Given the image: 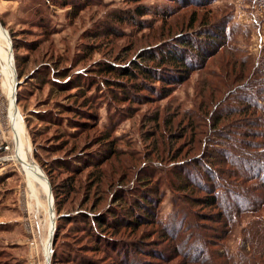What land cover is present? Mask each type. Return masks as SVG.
Segmentation results:
<instances>
[{
  "label": "rangeland",
  "instance_id": "obj_1",
  "mask_svg": "<svg viewBox=\"0 0 264 264\" xmlns=\"http://www.w3.org/2000/svg\"><path fill=\"white\" fill-rule=\"evenodd\" d=\"M138 7L147 14L138 18ZM0 22V264L49 263L52 203L61 226L51 264H202V252L236 255L250 219L224 239L218 210L200 205L201 189L177 190L176 173L185 166L198 184L230 170L221 150L233 143L220 136L242 116L223 112L244 83L242 65L250 71L264 50V0H0ZM4 34L18 47V113ZM183 38L198 66L169 96L157 82L154 92L116 99L119 77L102 66L155 68L143 56L181 54ZM68 79L84 92L61 88ZM45 176L60 189L58 202ZM108 213L117 223H107Z\"/></svg>",
  "mask_w": 264,
  "mask_h": 264
},
{
  "label": "trees",
  "instance_id": "obj_2",
  "mask_svg": "<svg viewBox=\"0 0 264 264\" xmlns=\"http://www.w3.org/2000/svg\"><path fill=\"white\" fill-rule=\"evenodd\" d=\"M146 12V8L138 7V18L147 14ZM180 45L181 54L173 52V49L164 48L159 50L157 54L143 56V60H152V62L158 64L155 68L137 63L130 67L105 64L100 68V73L119 77V80L114 82L119 90L118 93H120L119 96H116L117 100L136 98L141 96L140 93L143 91L154 92L153 84L157 82L164 84L162 88V91H164L163 96L167 97L169 96L168 91L177 82L185 80L184 78H186L189 71L198 66V64L193 63L192 56L184 52L187 49L183 46H189L188 42L184 39ZM17 48L15 42L14 49ZM207 55L208 53L204 56L199 54L194 58H201L205 61ZM245 66L242 65L244 68L243 73H246L242 78L244 83L237 87L234 92H231L234 96L233 101L231 99L227 101L229 103L234 102L235 105L230 108L227 107L223 112L226 113V116H242L239 123L228 125L225 128L228 135L220 136L222 140L233 143L232 145H226L223 151L221 150L223 160L230 167V170L223 171L222 179L214 176L210 177L207 182L202 183L199 181L198 184L194 182L196 172L187 171L185 169L187 167L180 166L179 168L182 170L180 169L176 173L179 182L177 190L186 192L190 188L201 189L206 197L202 201L199 200L200 205L204 208L218 210L216 222L222 226L220 230L225 235L224 239L237 227L241 226L244 221L243 218L250 219L247 227H244L241 231L243 243L240 249L235 252L236 255L231 254L230 249H223L218 254H209L208 251L206 253L202 252L203 258L205 257L202 264H264V50L261 56L252 64L250 71H246L247 67ZM17 67L20 68L19 58ZM19 77H23L20 69ZM123 79L133 82L134 85L128 86L127 83L123 82ZM177 79L179 80L176 81ZM58 83L61 88L72 87L78 89L79 94L84 92V89H82L84 87L78 79H68L66 82L60 81ZM77 112L80 114L79 118L81 116H92V113L85 110H78ZM78 124L81 126V123ZM222 146L225 147L224 143ZM50 183L53 195L58 202L61 191L52 180H50ZM61 190L64 191V188ZM145 196L143 199H147V201H141V209L149 206L148 195ZM108 214L110 215L107 216V223H117L118 215L116 213ZM188 214L191 215L190 212ZM138 217L142 219L140 215ZM63 218L65 217L62 216L60 221ZM95 224L99 227L106 225L102 216L96 217ZM60 226L58 224L54 240L59 234ZM217 238L221 239V234ZM246 249L250 250L247 254L245 253ZM52 257L56 261L59 259L56 251H54Z\"/></svg>",
  "mask_w": 264,
  "mask_h": 264
},
{
  "label": "bare ground",
  "instance_id": "obj_3",
  "mask_svg": "<svg viewBox=\"0 0 264 264\" xmlns=\"http://www.w3.org/2000/svg\"><path fill=\"white\" fill-rule=\"evenodd\" d=\"M2 29V28H1ZM3 30V29H2ZM4 31V30H3ZM5 33H6V31H4ZM9 35V34H8ZM8 35L7 34H4V36H5V38L8 40V41H10V35H9V37H8ZM10 54H11V59H9L10 60V64H11V69H12V71H13V73H15V68H16V66H14L13 67V61H14V65H15V59H14V57L12 56V53H11V49H10ZM14 77V80H15V89H16V73H15V76H13ZM14 95H15V91H14ZM14 95H13V97H12V110L13 111H15L16 110V112L18 113V111H17V109H16V105H15V99H14ZM17 120V119H16ZM17 123V121L15 122V121H12L11 122V126H12V128H13V130L15 131V129H16V127H15V124ZM17 136V135H16ZM32 166H33V172H34V174L39 178V180L41 181L42 180V176L40 175V173L38 172V170H37V168H35L34 166V163H32ZM46 178V177H45ZM47 181V180H46ZM48 183V182H47ZM44 185V184H43ZM48 188H49V184H48ZM49 191H50V189H49ZM51 194V193H50ZM51 198H52V196H51ZM52 208H53V203H52ZM51 211H52V213H53V225H54V222H55V211L53 212V209H51ZM54 227H55V225H54ZM54 231L52 230V233H53ZM52 235V234H51ZM51 245H50V258H51Z\"/></svg>",
  "mask_w": 264,
  "mask_h": 264
},
{
  "label": "water",
  "instance_id": "obj_4",
  "mask_svg": "<svg viewBox=\"0 0 264 264\" xmlns=\"http://www.w3.org/2000/svg\"><path fill=\"white\" fill-rule=\"evenodd\" d=\"M0 27H1L4 31H6V30L4 29V27L2 26L1 22H0ZM10 42H11V53H12V56L14 57V48H13V43H12L11 38H10ZM15 73H16V89H15L14 99H15L16 109H17V111H18V107H17V89L19 88V86H20L21 83H20L19 80H18L19 78H18V75H17L16 68H15ZM45 177H46V180H47V182H48V184H49L50 193H51V196H52V199H53V191H52L51 183H50L49 179L47 178V176H45ZM52 209H53V212H54V211H55V210H54V203H53V208H52ZM54 213H55V212H54ZM54 225H55V227H54V232L52 233V237H51V253H52V249H53L54 237H55V232H56V222H54ZM52 256H53V253L51 254V258H50V261H49L48 264H51Z\"/></svg>",
  "mask_w": 264,
  "mask_h": 264
}]
</instances>
